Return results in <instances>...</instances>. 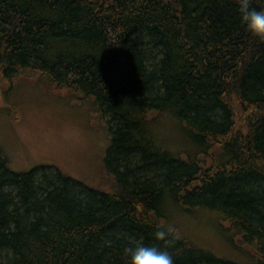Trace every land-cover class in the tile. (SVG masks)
Returning <instances> with one entry per match:
<instances>
[{"label": "trees", "instance_id": "1", "mask_svg": "<svg viewBox=\"0 0 264 264\" xmlns=\"http://www.w3.org/2000/svg\"><path fill=\"white\" fill-rule=\"evenodd\" d=\"M28 89L105 143L88 182L0 146V264H264V0H0L4 120Z\"/></svg>", "mask_w": 264, "mask_h": 264}, {"label": "rangeland", "instance_id": "2", "mask_svg": "<svg viewBox=\"0 0 264 264\" xmlns=\"http://www.w3.org/2000/svg\"><path fill=\"white\" fill-rule=\"evenodd\" d=\"M24 90V89H22ZM17 97V111L11 119L0 116V146L9 151L14 169L28 170L41 164L58 168L71 177H85L97 165L104 140L96 130L94 117L76 103L66 105L63 92L38 95L32 89ZM0 93V107L3 104ZM188 233L202 243L220 248L213 221L202 217L195 224L185 223Z\"/></svg>", "mask_w": 264, "mask_h": 264}]
</instances>
